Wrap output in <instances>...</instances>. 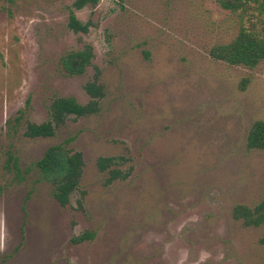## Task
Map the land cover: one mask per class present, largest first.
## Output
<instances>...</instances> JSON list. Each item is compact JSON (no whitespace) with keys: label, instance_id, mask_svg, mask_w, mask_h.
I'll return each instance as SVG.
<instances>
[{"label":"rangeland","instance_id":"1","mask_svg":"<svg viewBox=\"0 0 264 264\" xmlns=\"http://www.w3.org/2000/svg\"><path fill=\"white\" fill-rule=\"evenodd\" d=\"M74 1L0 2V264H264V226L232 217L264 197V150L247 148L264 120V61L209 56L235 38L239 16L216 0H101L76 11L91 24L76 34ZM85 45L92 66L68 76L62 56ZM97 71L98 114L68 118L54 137L24 135L55 97L87 104ZM67 140L85 167L63 207L35 163ZM100 157L123 158L128 176L108 183ZM85 232L93 239L72 242Z\"/></svg>","mask_w":264,"mask_h":264},{"label":"trees","instance_id":"2","mask_svg":"<svg viewBox=\"0 0 264 264\" xmlns=\"http://www.w3.org/2000/svg\"><path fill=\"white\" fill-rule=\"evenodd\" d=\"M2 0H0L1 2ZM101 0H75L69 9L68 28L76 34H87L91 24L80 21L76 11L85 7H96ZM121 4L123 0H115ZM224 10L237 14L240 26L237 35L230 42L213 46L209 56L218 62L229 66H243L250 69L257 67L264 61V0H216ZM94 58L93 47L85 45L81 50L68 51L61 58L62 69L68 76H81ZM245 84L248 80L243 81ZM90 101L83 105L71 97H55L49 107L48 120L41 124L27 122L24 135L28 138H49L56 135L57 130L68 118L86 117L98 114L101 110V101L105 97V88L99 83V73L85 86ZM25 118V111L21 110L13 119L11 126L15 128ZM54 145L48 148L42 159L35 163V167L43 177L53 185V196L63 207L71 202V196L79 190L84 172V159L80 152L74 151L68 145ZM249 150H264V120L252 123L247 135ZM123 158L100 157L97 167L100 172L108 174V183L125 179L128 173L117 168ZM8 162L19 168L18 160L12 154ZM124 163V162H123ZM79 205L82 202L79 201ZM232 217L241 221L245 227L264 226V197L254 207L238 204L233 208ZM93 233L85 232L72 239L75 244L92 240Z\"/></svg>","mask_w":264,"mask_h":264}]
</instances>
